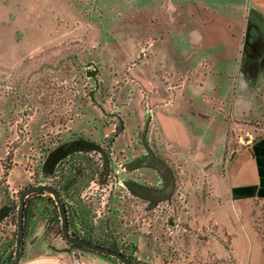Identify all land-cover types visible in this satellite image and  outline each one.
<instances>
[{
	"label": "rangeland",
	"instance_id": "rangeland-1",
	"mask_svg": "<svg viewBox=\"0 0 264 264\" xmlns=\"http://www.w3.org/2000/svg\"><path fill=\"white\" fill-rule=\"evenodd\" d=\"M191 4L197 14L205 7L199 0H0V180L24 176L16 189L1 186L13 204L26 186L49 181L48 150L88 139L99 148L74 152L51 182L75 212L70 230L76 235L112 245L140 264H245L231 256L228 240L225 258L197 251L203 240L217 238V227L212 215L188 208L196 196L177 164L170 167L171 149L161 142L155 117L184 109L182 95L216 54L191 49L188 40L206 29L200 16L188 18ZM254 5L244 4V38L251 33L264 43V22L255 20ZM206 6L217 10L216 4ZM238 56L261 62L264 45L248 51L243 44ZM148 150L175 176L167 200H143L129 187L164 183L156 169L133 164ZM44 197L32 200L29 235L42 228L48 242L74 251L85 264H124L66 242L56 205ZM253 219L264 255V203L254 208ZM7 221L0 224V244L2 256L12 257L15 212Z\"/></svg>",
	"mask_w": 264,
	"mask_h": 264
},
{
	"label": "crops",
	"instance_id": "crops-1",
	"mask_svg": "<svg viewBox=\"0 0 264 264\" xmlns=\"http://www.w3.org/2000/svg\"><path fill=\"white\" fill-rule=\"evenodd\" d=\"M199 1L205 5L203 11L195 13L191 4L186 6V13L192 19L200 16L206 29L200 31L199 38L188 43L192 50H210L216 54L207 61L208 66L206 61L201 65L200 77L194 78L193 88L182 95L179 109L183 110L158 115L155 112L159 135L161 142L171 149L170 167L173 168V162L177 164L178 173L185 175L190 195L196 196L189 199L188 208L202 215L205 212L212 215L213 225L217 227V238L203 240L197 251H212L219 259L225 258L228 240V251L235 260L264 264L263 248L253 219L254 208L264 203V78L259 75L263 73L264 58L261 62L252 58L242 61L238 56L243 44L248 51H254L264 43L258 42L251 33L244 38L246 0ZM252 1L257 14L255 20L264 22V0ZM208 4H216L217 10L208 12ZM200 61L198 59L197 64ZM241 66L251 79L247 91L239 90L236 85V72ZM175 84L180 85L181 79L177 78ZM184 116H188L189 121ZM9 179L0 180V207L12 203L1 186L9 183V188L16 189L24 176ZM199 182L205 185L204 197H199ZM4 217L0 214V224L9 220ZM7 222L4 229L9 233L13 224ZM30 222L26 223L22 256L17 264H85L86 259L78 257L74 251L48 242L42 228L29 235ZM4 251L0 244V255Z\"/></svg>",
	"mask_w": 264,
	"mask_h": 264
},
{
	"label": "water",
	"instance_id": "water-1",
	"mask_svg": "<svg viewBox=\"0 0 264 264\" xmlns=\"http://www.w3.org/2000/svg\"><path fill=\"white\" fill-rule=\"evenodd\" d=\"M79 148L98 149L99 147L98 144H96L91 140L77 138L74 140L66 141L55 147L49 153L48 159L53 165L58 159L74 152L76 149ZM138 159L141 160L140 163L141 166L152 167L161 174L164 180V187L162 189H157L136 183L133 186V190L135 191V193L153 202L164 201L171 198L175 186V176L172 170L170 169V167L165 162V160L156 156L151 150H148L147 154L138 157ZM37 191H43L48 193V195H50V197L54 201L60 222V232L63 239L66 242H68L71 245L84 247L102 254H107L111 257L116 258L117 260L122 261L124 264H137L121 251L87 240L85 238L76 235L73 231H71L69 228L68 213H66L64 201L59 191L54 186L48 183H37L34 185L26 186L19 193L18 202L16 206V213H15L14 250L12 257L7 264H17L22 256L23 242H24V236H23L24 203L28 195Z\"/></svg>",
	"mask_w": 264,
	"mask_h": 264
},
{
	"label": "trees",
	"instance_id": "trees-1",
	"mask_svg": "<svg viewBox=\"0 0 264 264\" xmlns=\"http://www.w3.org/2000/svg\"><path fill=\"white\" fill-rule=\"evenodd\" d=\"M69 163V162H68ZM69 167L70 164H68ZM78 167V165H77ZM79 168V167H78ZM70 169V168H69ZM57 173H59V171H57ZM65 173H68V172H65ZM59 176V175H58ZM63 177V174H60V177ZM46 192H43V191H37V192H34L30 195H28L25 199V203H24V212H23V236L25 235V229H26V226H27V221L30 220V218L32 217V210L35 209V208H32L31 204H32V200H36V199H42L43 195L45 196L44 198L49 202V203H53V200L52 198L48 195V193L44 194ZM65 205V208H66V213H68V219H69V227L71 226L72 224V216L73 215L75 217V212L73 210H70V208L68 207V205L64 204ZM14 206H17L16 204H13V203H4L1 207H0V214L3 213V215H9L10 213H13V209H14ZM54 207V205H53ZM55 209V207H54ZM55 211V210H54ZM15 213H16V210H15ZM55 216H56V213H54ZM14 214L8 216V218H12ZM61 233V232H60ZM100 245H104L103 243H98ZM74 247H77V248H81V249H86V250H89V251H92V252H96V251H93V250H90V249H87V248H84V247H79V246H75L73 245ZM111 248H115L114 246L112 245H109ZM14 250V249H13ZM99 253V252H97ZM99 254H102V253H99ZM103 255H106V256H109L107 254H103ZM129 258H131L135 263L137 264H140V262L138 260H135L133 257L129 256ZM11 259V254L9 256H2L0 255V264H7L9 262V260Z\"/></svg>",
	"mask_w": 264,
	"mask_h": 264
},
{
	"label": "flooded vegetation",
	"instance_id": "flooded-vegetation-1",
	"mask_svg": "<svg viewBox=\"0 0 264 264\" xmlns=\"http://www.w3.org/2000/svg\"><path fill=\"white\" fill-rule=\"evenodd\" d=\"M70 141V140H69ZM66 142V141H65ZM62 143H64V142H62ZM61 143V144H62ZM60 145V144H59ZM58 146V145H57ZM56 146V147H57ZM55 148V147H54ZM54 148H52L51 150H48L47 152H46V159H45V161H46V173H45V175L49 178L52 174H54V173H56V171H57V168H58V166H60V164H64L66 161H68L69 160V158L73 155V153L74 152H77V151H80V148H79V150H75L74 152H72V153H70V154H68V155H65V156H63L62 158H60V159H58L53 165H52V163L49 161V153L54 149ZM83 149H87V148H83ZM147 154V153H146ZM143 155H145V154H143ZM140 156H142V155H140ZM140 156H138V157H140ZM138 157H136L134 160H133V164L135 165V166H138V167H141V165H140V163H141V160H139L138 159ZM71 160H69L68 162H70ZM143 167V166H142ZM164 181V180H163ZM134 184H136V183H130L129 182V187L132 189V191L135 193V191L133 190V186H134ZM137 184H141V185H146V186H149V187H152V188H157V189H162L163 187H164V183L161 185V186H154V185H151V184H147V183H144V182H137ZM52 186H53V184H52ZM59 191V190H58ZM60 192V191H59ZM60 195H61V197L63 198V196H62V194L60 193ZM141 197V196H140ZM143 200L145 199V198H143V197H141ZM151 202H153V201H151ZM68 223H69V219H68ZM70 228V227H69ZM75 233V232H74ZM76 234V233H75ZM81 237V236H80ZM88 240V239H87ZM91 241V240H90ZM104 246H107V247H110L109 245H104ZM111 248V247H110ZM113 249H115V248H113Z\"/></svg>",
	"mask_w": 264,
	"mask_h": 264
},
{
	"label": "clouds",
	"instance_id": "clouds-1",
	"mask_svg": "<svg viewBox=\"0 0 264 264\" xmlns=\"http://www.w3.org/2000/svg\"><path fill=\"white\" fill-rule=\"evenodd\" d=\"M242 66L237 69L236 72V85L239 90L241 91H247L251 87V79L248 77L242 70ZM260 78H264V73L259 74ZM240 100H243L241 97Z\"/></svg>",
	"mask_w": 264,
	"mask_h": 264
},
{
	"label": "built area",
	"instance_id": "built-area-1",
	"mask_svg": "<svg viewBox=\"0 0 264 264\" xmlns=\"http://www.w3.org/2000/svg\"><path fill=\"white\" fill-rule=\"evenodd\" d=\"M65 163H68V161H66ZM65 163H64V164H60V166H64ZM57 171H58V170H57ZM57 171H56V173L52 174V175L49 177V181H47L48 184H51V185H52V183H51V182H52V179H54V178H56V177L58 178V176H57ZM55 188H57V187L55 186ZM57 189H59V188H57ZM13 193H15V191H13ZM63 201H65V200L63 199ZM15 207H16V206H14L13 213H10L9 215H6L4 218L8 219V216L14 214V212H15Z\"/></svg>",
	"mask_w": 264,
	"mask_h": 264
}]
</instances>
